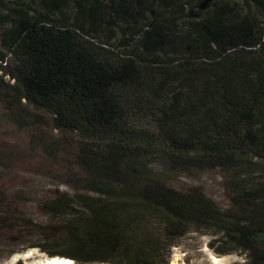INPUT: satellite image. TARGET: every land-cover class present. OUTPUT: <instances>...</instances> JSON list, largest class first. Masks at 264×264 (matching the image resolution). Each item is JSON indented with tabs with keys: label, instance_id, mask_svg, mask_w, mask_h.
<instances>
[{
	"label": "trees",
	"instance_id": "obj_1",
	"mask_svg": "<svg viewBox=\"0 0 264 264\" xmlns=\"http://www.w3.org/2000/svg\"><path fill=\"white\" fill-rule=\"evenodd\" d=\"M195 1L0 0V103L73 191L40 201L32 247L169 264L198 232L264 264V0ZM156 164L219 170L227 203Z\"/></svg>",
	"mask_w": 264,
	"mask_h": 264
},
{
	"label": "rangeland",
	"instance_id": "obj_2",
	"mask_svg": "<svg viewBox=\"0 0 264 264\" xmlns=\"http://www.w3.org/2000/svg\"><path fill=\"white\" fill-rule=\"evenodd\" d=\"M196 2L197 0L194 3ZM209 2L210 0H205L202 6ZM118 37L119 34H115L111 42L117 43ZM0 149L6 155L4 164L0 165V264H27L33 259L50 258L42 249L32 247L39 237L35 224L48 221L41 210L40 201L50 191L60 189L73 192L68 185V170L48 158L31 141L28 133L16 126L1 103ZM161 166L154 165L172 186L185 188L198 185L219 205L227 203L223 187L224 176L219 170L178 173ZM210 241L209 235L188 232L175 241L169 264H214L211 256L220 258L216 264H232L240 259L236 254H216L208 246ZM50 250L55 253L63 251L61 248ZM25 254H31L30 258L25 259Z\"/></svg>",
	"mask_w": 264,
	"mask_h": 264
},
{
	"label": "bare ground",
	"instance_id": "obj_3",
	"mask_svg": "<svg viewBox=\"0 0 264 264\" xmlns=\"http://www.w3.org/2000/svg\"><path fill=\"white\" fill-rule=\"evenodd\" d=\"M30 256H31V254H25L23 257L25 259H29ZM210 259H211L212 263H214V264L218 263V261L220 260V258L216 257V256H211ZM27 264H76V263L70 258H66V257H62V256H52V257L46 258V259H33L32 261H30ZM171 264H175V263L172 262Z\"/></svg>",
	"mask_w": 264,
	"mask_h": 264
},
{
	"label": "flooded vegetation",
	"instance_id": "obj_4",
	"mask_svg": "<svg viewBox=\"0 0 264 264\" xmlns=\"http://www.w3.org/2000/svg\"><path fill=\"white\" fill-rule=\"evenodd\" d=\"M46 254H47V255H49V256H51V255H52V254H51V253H49V252H46Z\"/></svg>",
	"mask_w": 264,
	"mask_h": 264
}]
</instances>
